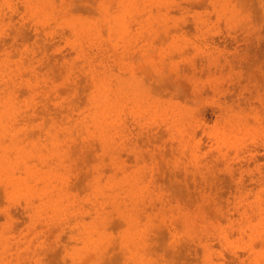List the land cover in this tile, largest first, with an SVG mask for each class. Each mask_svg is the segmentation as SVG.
I'll use <instances>...</instances> for the list:
<instances>
[{"label":"rangeland","instance_id":"rangeland-1","mask_svg":"<svg viewBox=\"0 0 264 264\" xmlns=\"http://www.w3.org/2000/svg\"><path fill=\"white\" fill-rule=\"evenodd\" d=\"M36 2L0 0V264H264V0Z\"/></svg>","mask_w":264,"mask_h":264},{"label":"bare ground","instance_id":"bare-ground-1","mask_svg":"<svg viewBox=\"0 0 264 264\" xmlns=\"http://www.w3.org/2000/svg\"><path fill=\"white\" fill-rule=\"evenodd\" d=\"M36 1H37V0H21V4H22L26 9H28V10L34 8V6L37 7V8H40V7H41V4L37 3ZM44 8H45V7H43L42 9H44ZM119 21H120V19L118 18V19H117V22H119ZM6 22H7V26H9V25H10V21H6ZM12 31H13V30H12ZM76 48H77L78 56L81 57V58H83V57H84V55H83L84 50H83L82 46L79 45V46H77ZM4 64H9V62H8V61H5ZM6 67H7V68H10V69L13 68V67L10 66V65H7ZM89 73H90V72H89ZM91 76H94V73L91 74ZM91 78H92V77H91ZM92 79H94V78H92ZM100 90H102L101 87H100ZM105 92H106V91L103 90V91L101 92V95L99 96V98H97L96 100H94V98H96V97H94V96H97V95H94L93 97H91V98H92V101L95 102V103H97V104H102L103 107H108V97L105 95ZM92 118L94 119L95 122H97V125H96L95 127L98 128V132H99L100 136L103 137V136L105 135L104 125H103V120H104V110H103V109H99L98 111H96V114H95V112H94V113L92 114ZM100 120H101V122H100ZM3 131H4L5 133H6V132H9V133L11 132V131H9L8 129H5V130H3ZM102 141H104V140H102ZM0 144H1V142H0ZM0 157H2V156L0 155ZM23 173H24V171H23ZM0 180H1L2 182H4L5 184H9V183L11 182V180H10L9 177H5V178H1V177H0Z\"/></svg>","mask_w":264,"mask_h":264}]
</instances>
